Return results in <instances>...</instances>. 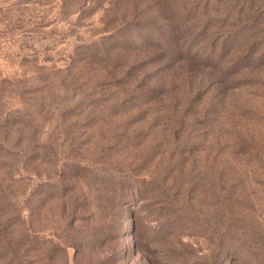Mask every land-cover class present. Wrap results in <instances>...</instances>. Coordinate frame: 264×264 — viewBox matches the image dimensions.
<instances>
[{"label": "rangeland", "instance_id": "obj_1", "mask_svg": "<svg viewBox=\"0 0 264 264\" xmlns=\"http://www.w3.org/2000/svg\"><path fill=\"white\" fill-rule=\"evenodd\" d=\"M0 264H264V0H0Z\"/></svg>", "mask_w": 264, "mask_h": 264}]
</instances>
